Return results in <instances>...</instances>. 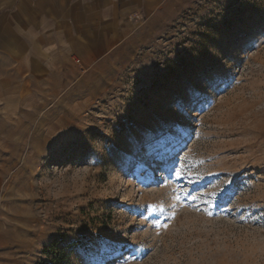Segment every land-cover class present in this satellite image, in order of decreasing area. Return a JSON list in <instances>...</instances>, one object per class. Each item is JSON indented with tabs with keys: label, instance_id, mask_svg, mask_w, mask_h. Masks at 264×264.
<instances>
[{
	"label": "rangeland",
	"instance_id": "1",
	"mask_svg": "<svg viewBox=\"0 0 264 264\" xmlns=\"http://www.w3.org/2000/svg\"><path fill=\"white\" fill-rule=\"evenodd\" d=\"M70 91L7 134L0 264H264V0H161Z\"/></svg>",
	"mask_w": 264,
	"mask_h": 264
},
{
	"label": "crops",
	"instance_id": "2",
	"mask_svg": "<svg viewBox=\"0 0 264 264\" xmlns=\"http://www.w3.org/2000/svg\"><path fill=\"white\" fill-rule=\"evenodd\" d=\"M160 3L0 0V157L22 118H48L55 102L66 99Z\"/></svg>",
	"mask_w": 264,
	"mask_h": 264
},
{
	"label": "trees",
	"instance_id": "3",
	"mask_svg": "<svg viewBox=\"0 0 264 264\" xmlns=\"http://www.w3.org/2000/svg\"><path fill=\"white\" fill-rule=\"evenodd\" d=\"M56 246L53 245L51 246L49 249L44 251L45 256H50V263L49 264H55L57 263L59 260L64 259L63 256V251L62 250H56L55 251ZM43 264V263H41Z\"/></svg>",
	"mask_w": 264,
	"mask_h": 264
}]
</instances>
